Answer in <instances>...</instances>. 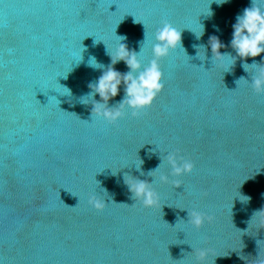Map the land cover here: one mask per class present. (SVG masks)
Wrapping results in <instances>:
<instances>
[{"label":"water","instance_id":"water-1","mask_svg":"<svg viewBox=\"0 0 264 264\" xmlns=\"http://www.w3.org/2000/svg\"><path fill=\"white\" fill-rule=\"evenodd\" d=\"M251 2L0 0V264L264 258V228H256L260 214L253 217L264 209V95L251 88L264 53L249 57L246 71L230 44ZM256 2L264 10V0ZM164 21L182 31L183 48L159 61L165 87L153 106L139 118L125 109L115 125L92 117L102 101L89 85L109 66L129 71L111 62L118 36L146 67ZM212 36L236 57L233 66L229 57L213 60ZM90 57L103 67H90ZM241 77L248 82L237 85ZM124 95L121 84L108 106ZM177 150L195 163L191 174L171 176L164 157ZM160 174L182 185L163 184ZM126 177L151 183L162 207L132 199ZM91 195L105 200L103 212L88 205ZM187 210L215 220L197 229ZM202 248L208 257L198 261Z\"/></svg>","mask_w":264,"mask_h":264},{"label":"clouds","instance_id":"clouds-1","mask_svg":"<svg viewBox=\"0 0 264 264\" xmlns=\"http://www.w3.org/2000/svg\"><path fill=\"white\" fill-rule=\"evenodd\" d=\"M227 2L228 0H217L218 4ZM135 22L137 21L135 20ZM202 34L203 32L201 35ZM118 37H120V44L114 55L110 54L111 62L112 65H115L119 61H124L129 68V71L122 74L119 71H116L112 66H109L95 83L89 85L92 89L90 95L98 94L100 100L102 101L95 102L93 104L91 114L92 117L105 120L112 125H115L120 119L125 117V109L131 110V116L133 118H139L142 115L147 114L146 110L153 106L154 101L165 87L159 61L162 58L167 57L170 51L175 50L178 47H182V31L173 26L172 23L164 21L155 32L156 42L151 48L153 58L145 67L138 59L139 54L135 51H129L126 44L121 43V41L125 40L126 37ZM230 44L236 52V57L245 61L242 66L246 71L250 66L246 62L247 59L249 57L255 58L257 56H261V54L264 53V10H262V8L257 4L256 0H252L251 6L245 8L242 15H238L236 17V23L233 25V35ZM209 45L213 54V60L222 61L225 57H229L232 61L231 66L235 64L236 57L227 53L222 54L220 52V49L224 47V45L218 37H210ZM252 65L257 64L254 62ZM89 66L93 68L103 67L102 64H99L96 61L95 57H90ZM240 80H244L245 83L248 82L245 78L241 77L236 81L237 85ZM121 84L124 85V99L118 103L117 107H109V100L119 94ZM251 88L256 95H264V66L259 67L258 73L252 77ZM164 160L171 168L172 177H182L186 174H191L195 168V163L191 159H186L184 156L180 155L179 150L168 153L164 157ZM157 171H159V167L150 171L149 175L154 177L153 173H156ZM159 180L163 184L171 183L174 188H178L182 185L179 179L170 181L169 176L164 174L159 175ZM125 183L128 185L129 191L132 193V199L139 201L143 207H162L160 204L159 194L156 190H154L151 183L132 177H126ZM203 195L206 196L207 192L203 193ZM238 197L242 202H248L251 199L250 197L240 193ZM240 197H243V199ZM61 201L65 207L73 209L78 207L80 203L79 199V202L73 207L64 203L62 199ZM88 205L97 212H103L107 203L105 200L98 198L95 195H91L88 199ZM258 213L260 214V217L257 221L256 228L261 229L264 228V209L255 212L253 217ZM188 217V223L197 229L203 227L205 222L211 224L215 220L213 215L197 210L188 211ZM208 253V249L202 248L196 250V259L198 261H205L208 257ZM252 264H264V258H261L259 254V258L253 261Z\"/></svg>","mask_w":264,"mask_h":264}]
</instances>
